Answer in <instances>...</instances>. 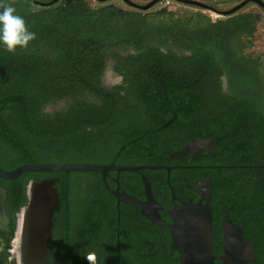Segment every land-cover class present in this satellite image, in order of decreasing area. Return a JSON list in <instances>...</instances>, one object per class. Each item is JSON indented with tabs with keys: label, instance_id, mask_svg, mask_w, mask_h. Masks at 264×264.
Listing matches in <instances>:
<instances>
[{
	"label": "trees",
	"instance_id": "16d2710c",
	"mask_svg": "<svg viewBox=\"0 0 264 264\" xmlns=\"http://www.w3.org/2000/svg\"><path fill=\"white\" fill-rule=\"evenodd\" d=\"M114 1L59 0L40 7L11 0L35 39L11 54L0 44V169L24 164L180 165L169 176L175 195L187 196L199 177L206 178L216 214L232 209L231 217L264 263V64L228 44L237 33L251 35L255 16L246 12L252 21L247 29L248 20L238 22L237 17L218 23L220 33L228 31L229 48L223 52L229 55L221 60L209 44L215 26L210 19L200 15L199 30L189 31L184 27L193 22L187 19L173 20L170 13L171 20L164 22V13L154 7V20H140ZM171 35L182 41L189 57L151 45ZM182 35L194 37L185 42ZM123 43L135 44L134 53L119 55ZM107 60L118 62L122 77L111 89L100 84ZM223 73L230 86L238 84L239 96L232 88L222 90ZM62 101L67 103L61 109L44 112ZM198 139L216 140L214 154L198 160L188 153L169 157L184 149L187 140ZM198 164L210 168L200 170ZM141 174L154 200L168 205L172 198L164 169L109 170L106 182L113 188L117 178L120 190L143 199ZM44 178L55 179L58 198L74 219L87 217V247L74 257L75 250H62L52 263L88 264L85 254L95 252L97 264H116L118 247L119 264H179L168 231L151 227L138 208L120 202L117 224L116 198L97 172L27 171L14 179L0 178L11 230L15 213L26 202L27 184Z\"/></svg>",
	"mask_w": 264,
	"mask_h": 264
},
{
	"label": "flooded vegetation",
	"instance_id": "af4514ba",
	"mask_svg": "<svg viewBox=\"0 0 264 264\" xmlns=\"http://www.w3.org/2000/svg\"><path fill=\"white\" fill-rule=\"evenodd\" d=\"M71 1L73 0H66V2H71ZM260 1L264 3V0H260ZM249 4H253V7L252 8L247 7ZM170 6H174L175 10L160 12V13H164V15L161 16L163 17L162 20L164 22L170 21L171 20V16H169L170 13L173 14V20L174 19L175 20L176 19H182V20L187 19L193 22L191 25L184 27L188 29L190 27L189 31L199 30L200 20L202 19L200 15L207 16L206 18L212 21V23L215 26L211 30L212 32L211 35H213V37L209 38V40L211 41L209 44L215 49L217 55L221 57V60H223L225 57H228L229 55L227 52L226 54L225 52H223L224 49L229 48L228 45H226L225 47V43L228 37V31L225 30L223 32L222 30V33H220L219 29L221 26L218 27V23H220L221 21L227 20L230 17H234V18L237 17L238 22L242 21L243 19L248 20V24L246 25V29H247L248 26H252V21L249 18V16L246 15V12H251L253 14V17L255 16V23H254V29L252 30L250 36H248L245 32H243L242 34L237 33V37L233 39V43L228 42V44L235 46L236 49L237 48L239 49L241 47V49L243 50V53L248 55L251 53H247L245 51V44H246L245 39L246 38L247 39L253 38L255 40L259 39V40L264 41V29H263L264 5L261 2L258 3L253 0H250L246 5H244L242 8L237 10L235 13H232L226 16L218 15L217 17H215L216 15H213V14L211 16V13H208L207 10L202 11L196 5L173 2ZM125 9H127L125 13L136 14L139 17H141L139 18L140 20L150 21L156 16L155 10L153 8L148 9V10H139V9H134V8L127 6V8ZM136 11H138L139 14L136 13ZM203 25H205V23H203ZM197 26H198V29H197ZM193 37H194L193 35H190V36L182 35V38L185 42L191 41V38ZM181 44H182V41L177 39L173 35L161 38L158 44H155L154 42L151 41L152 46H156L160 48L164 53H167L169 50L173 53H176L179 57L181 55H185L189 57L190 52L187 51L184 47L180 46ZM134 46L135 44L133 43L132 44L123 43L120 45L119 49H117V53L121 56H126L128 55V53H134ZM139 46H142V44H140ZM221 47L222 49H220ZM251 56H253L254 59H256L257 57L258 62L260 64L261 63L264 64L263 63L264 56H256L254 54H251ZM185 60H188V58ZM117 64L118 62H114L113 60H107L105 68L100 78V84L102 87L111 89L115 85L120 84V82L122 81V77L118 74L116 70ZM109 77L112 78V81L109 79ZM220 80H221V87L223 91L228 92L232 88V90L236 93L237 96L240 95L241 92L239 91L237 87L238 84L235 81H232L233 85L230 86L227 74L223 73L220 76ZM88 98L92 100L91 97L88 96ZM66 103H67L66 101L59 102L55 106V108H52V106L54 105H48L44 109V112H51L53 111V109H56V110L61 109L62 107L66 105ZM202 140H207V142L202 144L200 147L195 148L194 151H188L187 152L188 154L186 153L187 155H191L192 159L198 160L205 154H209V155L214 154L213 150L217 143L216 140H213V139H198L196 141L187 140L186 144L199 143ZM208 140H210V142ZM169 157H170V154H169ZM170 158H173V157H170ZM103 166H108V165H103ZM145 166H168V167H173L171 169L173 170V169H176V167L180 165H176V164H173V165L172 164L170 165H143L140 167H145ZM190 166L195 167L194 164L193 165L186 164L185 168H188ZM198 167L201 170L203 169V167H208V166H203L201 164H198ZM143 169H148V168L146 167ZM171 170L169 174L166 175L167 183H170L169 176L171 174ZM115 179H113L114 183H116ZM193 184H196V187L192 188L193 190L189 191L187 196L180 197L177 194L175 195V198H172V194H171L172 201L168 205H164L158 202L161 208L157 210L162 222H164L165 224L178 223L180 224L179 230L181 231L182 234H185L186 232L190 233L192 237L186 244H192V245L198 244V247L196 249H192V252L194 253L195 256L188 253V260L190 264H264L262 260H259L256 258L255 256L256 248L251 242H249L246 239L243 229L239 225H237L235 221L233 220V218L231 217L232 209L225 208L221 210L218 214H216L215 209L210 204V200L214 196V192L212 190L210 182L204 177H199V179ZM187 185L189 186L191 185V183H187ZM116 186L117 185L115 184V187L112 188L109 186V188L115 189ZM140 200L144 201L145 197ZM186 203H190V206L186 207L185 206ZM22 207H20L19 210L15 213L14 220L12 223L13 229L12 230L10 229V233L12 232V236L8 238L9 237L8 235L10 233L8 234L5 233V237H0V240L4 241L6 246L9 244V241L13 238V234H14L13 232L15 229V220H16L15 217ZM165 209L167 210L173 209V210L178 211L174 215V219L170 218V216L167 215V212L165 211ZM137 212H139V210H137ZM153 213L156 214L155 212ZM146 220L149 222L151 227H161L162 230L168 231V236L171 241L170 231L166 226L154 224V223H151L148 219ZM86 223H87V217L85 218L81 216L80 219H74L70 214L69 206L67 204L66 205L62 204L61 201L59 200V208L57 211L53 213V223H52V228H51V241H50L49 246L47 247L45 264H56V263L51 262L52 257L54 254L59 253L62 250L66 251L68 254H70L71 252L75 250L73 253V257H74L75 254L79 252V250H83L85 247H87L88 243L83 240V234H84L83 232H84V227ZM9 227H10V222H9ZM160 234H159V240L162 243H164V238ZM5 240H8V242L6 243ZM203 242H204V245L201 248L199 246V243H203ZM146 244L150 245V243H148L147 241H146ZM149 247L152 249L151 245ZM173 250L175 251L174 247H173ZM153 254L155 253L153 252ZM178 257H179V254H178ZM0 264H10L9 253H8L7 247H5V250L3 252H0ZM64 264H79V263L67 260V262ZM116 264H119L118 247L116 250ZM179 264H180V261H179Z\"/></svg>",
	"mask_w": 264,
	"mask_h": 264
},
{
	"label": "water",
	"instance_id": "95a60500",
	"mask_svg": "<svg viewBox=\"0 0 264 264\" xmlns=\"http://www.w3.org/2000/svg\"><path fill=\"white\" fill-rule=\"evenodd\" d=\"M32 4L46 7L52 6L56 4L59 0H51L49 2H41L38 0H28ZM96 2H107L110 0H93ZM125 4L131 8L139 9V10H148L154 8L158 2V0H152L145 5H140L138 3H133L131 0H122ZM178 3H185L190 5H196L200 8L206 7L208 11L212 13L216 12L219 15H230L235 13L237 10L246 5L250 0H244L238 5L234 6L230 10L219 12L211 7H208L205 4L194 3L190 0H174ZM258 3H264L260 0H253ZM260 1V2H259ZM122 12H126L127 9L120 8ZM161 12L175 10L174 6H165L163 8L157 9ZM1 76H4L3 68H0ZM56 105L52 106L55 108ZM210 142V140H208ZM207 140H202L199 143H189L186 144L185 148L181 151L170 153V157H179L184 156L188 151H194L195 148L200 147L202 144L206 143ZM216 142V141H214ZM148 169H165L167 174H169L170 170L173 167L168 166H114V165H97V164H24L18 166L12 170L6 171L0 169V178L2 179H14L17 178L24 172L27 171H38V172H97L101 175L102 182L105 188L116 198L117 203V222L119 223V205L120 202H126L134 207L139 209L141 215L147 218L151 223L166 226L170 231V237L172 241V245L174 249L179 254L180 264H190L188 260V253L192 254V249H196L198 244H186L190 238L192 237L190 233L186 232L182 234L179 230L180 224L172 223L165 224L162 222L157 210L161 207L158 202H156L152 196L150 183L147 178L142 174L141 178L143 181V195L145 200H140L135 198L124 191L120 190V186L118 184V180L115 179L116 188L110 189L106 184V175L109 170H115L117 174L120 171H133L138 172L143 168ZM55 179L54 178H44L40 181L30 180L26 186L25 197L26 202L20 211L16 214L15 220V229L13 237H21L23 238V264H45V257L47 253V247L51 241V228L53 223V213L59 208V198L54 186ZM172 198H175V194L173 189L170 186V183H167ZM192 187L195 188L196 184H192ZM7 190L0 186V231H4L6 234L10 233L9 222L10 219L6 214L5 209V200H6ZM186 207L190 206V203L185 204ZM167 215L170 218L174 219V215L178 212L177 210H167ZM155 212L156 214H154ZM180 215V214H179ZM203 243H199V246L202 248Z\"/></svg>",
	"mask_w": 264,
	"mask_h": 264
},
{
	"label": "clouds",
	"instance_id": "9594fccd",
	"mask_svg": "<svg viewBox=\"0 0 264 264\" xmlns=\"http://www.w3.org/2000/svg\"><path fill=\"white\" fill-rule=\"evenodd\" d=\"M0 9H2L0 11V44L10 54L17 48H26L29 42L35 39V33L28 30L22 16L15 14L16 9L12 6L11 0H0ZM5 247L8 249L10 264H23L22 236L13 237L7 246L0 240V252H3ZM84 258L88 264H97L95 252L86 253Z\"/></svg>",
	"mask_w": 264,
	"mask_h": 264
},
{
	"label": "rangeland",
	"instance_id": "374dc122",
	"mask_svg": "<svg viewBox=\"0 0 264 264\" xmlns=\"http://www.w3.org/2000/svg\"><path fill=\"white\" fill-rule=\"evenodd\" d=\"M133 1V3H138L140 5H145L147 3H149L150 1L152 0H131ZM116 3V5L120 8H127V5H125V2L122 1V0H115L114 1ZM229 2V0H228ZM242 0H233V4H232V7L238 5L239 3H241ZM202 4V3H201ZM252 5V4H250ZM247 7H250V6H247ZM200 8V7H198ZM207 10V9H205ZM208 11V10H207ZM263 12V11H262ZM208 13H211V15H215L214 13L212 12H208ZM264 13V12H263ZM218 15H216L215 17H217ZM203 17H207V16H203ZM263 29H264V26H263ZM245 51L247 53H251V54H254L256 56H264V41L263 40H259V39H245ZM109 79L112 81V78L109 77Z\"/></svg>",
	"mask_w": 264,
	"mask_h": 264
},
{
	"label": "crops",
	"instance_id": "0c3cea01",
	"mask_svg": "<svg viewBox=\"0 0 264 264\" xmlns=\"http://www.w3.org/2000/svg\"><path fill=\"white\" fill-rule=\"evenodd\" d=\"M172 1L175 2L174 0H172ZM190 1H192L194 3L197 2V3H202V4H205V5H208L211 8H213V9L219 11V12L230 10V9L233 8L232 7L233 0H229V2H228V0H190ZM248 6H250L252 8L253 4L252 5L249 4ZM208 12H211V11H208ZM214 14L215 15H219L216 12H214Z\"/></svg>",
	"mask_w": 264,
	"mask_h": 264
},
{
	"label": "built area",
	"instance_id": "2783aa9c",
	"mask_svg": "<svg viewBox=\"0 0 264 264\" xmlns=\"http://www.w3.org/2000/svg\"><path fill=\"white\" fill-rule=\"evenodd\" d=\"M173 3L172 0H158L156 6L154 9H159V8H163L165 6H169Z\"/></svg>",
	"mask_w": 264,
	"mask_h": 264
},
{
	"label": "bare ground",
	"instance_id": "6f19581e",
	"mask_svg": "<svg viewBox=\"0 0 264 264\" xmlns=\"http://www.w3.org/2000/svg\"><path fill=\"white\" fill-rule=\"evenodd\" d=\"M207 6H208V5H207ZM208 7H210V6H208ZM200 9L203 11V10H205V9H207V8H206V7H203V8H200ZM261 31H262V30H261ZM261 31H260V32H261ZM262 32H263V31H262ZM263 63H264V62H263Z\"/></svg>",
	"mask_w": 264,
	"mask_h": 264
}]
</instances>
